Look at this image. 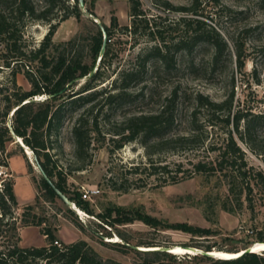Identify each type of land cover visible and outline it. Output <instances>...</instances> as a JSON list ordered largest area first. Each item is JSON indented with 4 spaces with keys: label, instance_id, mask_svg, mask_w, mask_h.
<instances>
[{
    "label": "rangeland",
    "instance_id": "obj_1",
    "mask_svg": "<svg viewBox=\"0 0 264 264\" xmlns=\"http://www.w3.org/2000/svg\"><path fill=\"white\" fill-rule=\"evenodd\" d=\"M33 1L39 6L44 4L43 0ZM84 1L85 11L81 10L83 14L80 18L69 16L60 21L52 39L54 43H58L72 37L79 38L75 48H84L83 54L88 61L86 44L89 35L95 30L94 22L110 25L111 16L114 15L119 25H125L129 24L131 19L128 0ZM139 1L144 12L148 16H155L158 25L167 30L164 33L167 39L172 38L171 36L182 28V23L179 26L176 24L178 17L199 18L206 22V28L212 26L220 32L228 44V50L217 63L213 61V47L209 43L200 44L192 52L171 47L173 61L167 65L152 57L147 63V72L139 81L132 82L127 87L130 95L128 98L109 104L104 102L101 95L93 100L96 103L93 113H99L101 124H105L102 130L105 131L109 127L108 124L114 126L130 114L157 111L171 92L176 90V114L181 121L170 134L181 135L188 130L187 119L196 103L197 94L220 101L233 93L232 111L241 109L249 114H263L262 118L257 119L251 136L255 150L249 148L238 134H234L245 154L248 175L246 181L236 179L230 189L228 178L220 171L196 173L193 170V163L197 160L215 162L214 159L219 153L218 146H223L225 141L223 122L214 128L207 127L209 133L202 146L199 142L193 145L175 143L170 145L171 147L161 149L153 142L149 143L154 152L153 158L169 163L170 175L177 178L174 182H164L162 177L149 175V171L135 175L127 172L126 165L147 161L146 149L139 140L124 143L111 155L107 149L108 137L104 142L93 140L84 158L77 159L71 127L77 114L88 106L87 104L65 115L54 141L55 148L51 152L58 168H62L66 176L69 195L78 196L83 187L97 188L98 192L88 199L93 214H87L78 208L75 202L73 203L77 211L72 209L75 215L68 213L67 206L59 198L55 203L41 202L35 210L45 216L47 223L54 227L56 238L60 242L69 243L84 239L102 258H111L121 264H139L144 260L143 254L122 246L126 244L136 246L137 250L175 246L190 249L182 253L171 252V256H160L156 258L159 264H215L193 248L202 249L205 245H214V249L219 246L224 251L232 248L242 249L260 242V235L264 239V142L260 141L264 138V0H166L173 6L186 7L184 11L167 9L162 3L163 0ZM69 2L74 3V0ZM87 9L92 10L93 14ZM194 10L197 14L193 13ZM48 28L47 22L28 21L23 28V47H36ZM234 41L240 46L243 62L241 67L238 66L234 54ZM111 43L112 52L106 59V65L100 68L104 79L98 82V90L109 88L120 69L139 66L140 53L153 41L144 35L123 33L116 27ZM3 53V44L0 43V86L9 85L11 80L10 70L3 66ZM98 62L99 56L96 66ZM17 68H20V71L15 74L16 84L24 90L30 89V83L22 72L26 67ZM84 81L85 78L78 79L74 90ZM45 97L46 95H39L35 98ZM108 121L110 123L106 124ZM101 137L97 136L99 139ZM10 146L20 147L15 140L6 144V151L10 152ZM26 152L30 179L38 192L41 175L35 166L31 150L27 148ZM3 158L8 163V157L3 155ZM177 162L181 163L179 171L175 166ZM82 164L83 167H79ZM5 170L8 174L7 166ZM109 178L118 184L123 182L128 186V191L112 189L107 180ZM3 179L8 180L10 177L7 175ZM15 179L17 188L24 189L23 194L19 196L20 201L31 203L32 184L24 176H16ZM19 206L17 214L21 212L23 205ZM112 206H119L128 211L139 209L166 223L184 222L209 228L211 231L206 235H198L182 228L165 225L153 227L139 219L123 223L118 221L116 210ZM72 220L81 223L83 229L76 227ZM21 231L22 228L19 229L20 245L23 244ZM27 232L24 236L27 235L35 241L41 240L40 229L39 233ZM139 241H153L155 245L139 246L136 244ZM257 253L264 257V251L259 250ZM219 257L221 256L215 255L213 258ZM31 264L39 262L33 261Z\"/></svg>",
    "mask_w": 264,
    "mask_h": 264
},
{
    "label": "trees",
    "instance_id": "obj_2",
    "mask_svg": "<svg viewBox=\"0 0 264 264\" xmlns=\"http://www.w3.org/2000/svg\"><path fill=\"white\" fill-rule=\"evenodd\" d=\"M43 1L44 4L39 6L33 0H0V43L4 48L3 66L8 68L11 74L10 84L0 86V163L8 165L3 155L9 156L10 152L6 151V144L14 141L10 127L7 125L9 114L12 112L10 126L13 132L32 151L37 162L54 185L72 202H75L78 208L87 214H93L88 200L81 198L80 193L78 196L69 195L66 188V176L62 168H58L51 152L55 148L54 141H56L65 115L77 107L88 104L77 114L71 127L77 159L84 158L93 140L104 142L108 137L107 149L110 155L115 149L121 148L124 143L139 140L146 149L147 161L126 165L127 172L130 175H135L142 171H149V175L162 177L164 182H174L177 181V178L170 175L169 163L153 158L154 152L149 143L153 142L161 149L171 147L170 145L175 143L193 145V143L199 142L202 146L209 133L207 127L214 128L223 122L226 136L223 146H221L222 144L218 146L219 153L214 159L215 162L197 160L193 163V170L196 173L220 171L224 177L228 178L230 189L236 179L246 181L248 175L245 168L247 165L245 154L238 145L234 134H238L249 148L255 150L251 136L257 119L262 118L263 114H249L241 109L232 111L233 93L220 101L197 94L196 103L191 108L187 119L188 130L175 136H171L170 133L181 121L176 114V90L171 92L169 98L157 111L130 114L114 126L108 124L109 127L105 131L102 130L105 124H101L99 113H93L96 108V103L93 100L98 95H101L104 102L108 104L128 98L130 95L127 92V87L130 83L139 81L147 72V63L152 57L159 59L165 65L171 63L173 61L171 47L184 48L188 52H192L200 44L209 43L213 47V61L217 63L224 52L228 50V44L218 30L212 26L206 28V22L199 18L181 16L177 18L176 24L179 26L182 23V28L174 36H171L172 38L167 39L164 35L167 30L158 25L155 16H148L141 8L139 0H128L131 19L129 24L119 25L117 17L114 15L111 16L110 25L101 23L106 35V46L103 54L99 57L96 70L92 75H89L96 63L104 39L99 25L94 22L95 30L88 39L83 38L87 39L89 56L87 61L83 54L84 48L81 50L75 48L79 38L72 37L58 43H54L52 39L60 21L69 16L79 19L83 14L78 6V0H74V3H70L69 0ZM162 3L167 9L186 10V7L173 6L166 0H163ZM87 11L93 14L92 10L87 9ZM196 12L193 11L197 14ZM28 21L47 22L49 28L36 47L24 48L23 28ZM192 24L193 26H191ZM116 27H119L123 33L144 35L153 43L147 46L143 53H140L139 66L120 69L112 79L109 88L98 90L96 88L98 82L104 79L100 68L106 65V59L112 52L111 41ZM240 51L239 44L234 41V54L238 66L241 67L243 62ZM18 66L26 67L22 72L30 83L28 90H24L16 84L14 78L16 72L20 71ZM81 78H85V81L77 90H74V85ZM39 95H46V97L35 100L34 97ZM107 134L109 135L107 136ZM97 136L102 137L99 139ZM260 141L264 142V138ZM175 166L179 171L181 163L177 162ZM79 167L82 168L83 164ZM107 180L112 189L124 192L129 189L123 182L118 184L112 178ZM0 181V264H31L33 261H38L39 264H121L111 258H102L84 239L63 243L56 238L54 227L47 223L45 216L35 210L41 202L55 203L58 199L54 189L42 176L38 183L40 190L36 192L34 202L23 205L18 214L16 211L20 206L13 190V181L11 179ZM248 183L247 187L249 188ZM112 207L116 210L118 221L123 223L139 219L153 227L165 225L182 228L198 235H206L211 231L209 228L184 222L166 223L139 209L128 211L119 206ZM108 208L106 209L108 210ZM66 211L75 215L74 210L69 207H66ZM107 214L110 215V212ZM72 222L79 229H83V225L78 221L72 220ZM25 226L39 227L45 236V244L40 246L20 245L19 229ZM55 240L59 245L54 243ZM258 241H264L261 235L258 236ZM136 244L146 247L155 245L153 241H139ZM129 245L122 246L144 255V260L139 264H159L156 262V258L172 255L171 252L162 249L137 250L130 248ZM192 246L197 247L196 245ZM213 247L214 245H205L202 250H212ZM215 249L224 250L219 246ZM237 250L239 249H225L229 252ZM202 257L212 260L215 264H262L264 261L263 255L252 251L234 258L214 259L206 255H202Z\"/></svg>",
    "mask_w": 264,
    "mask_h": 264
},
{
    "label": "crops",
    "instance_id": "obj_3",
    "mask_svg": "<svg viewBox=\"0 0 264 264\" xmlns=\"http://www.w3.org/2000/svg\"><path fill=\"white\" fill-rule=\"evenodd\" d=\"M9 149H10V154L8 156V163H7L8 164L7 165L8 175H9L10 179L13 181V190H14L16 199L18 201V204L19 205H21V204L25 205L26 202L20 201L19 196L21 194H23L24 189L23 188H20V189L17 188L16 179H15L16 176H24L32 184V186H33V190H32L33 197L31 199V203H32L34 201V198H35L36 188H35L34 183L30 179V175H29V171H28L30 166H29V163L26 159V155H25L26 151L21 146L19 148H16L15 146H10ZM30 230L34 231L35 233H39L38 227H35V226L22 227V231H21L22 243H23L22 246L44 245L45 244V239H44L45 236L43 234H40L41 235L40 241L32 240L30 237L28 238L27 235L24 236L25 234H28L27 231H29V233L32 232Z\"/></svg>",
    "mask_w": 264,
    "mask_h": 264
},
{
    "label": "water",
    "instance_id": "obj_4",
    "mask_svg": "<svg viewBox=\"0 0 264 264\" xmlns=\"http://www.w3.org/2000/svg\"><path fill=\"white\" fill-rule=\"evenodd\" d=\"M78 6L79 8L82 10V11H85V2L84 0H78ZM97 24L99 25L100 29L102 30L103 32V42H102V45H101V48H100V51H99V57L103 54L104 50H105V46H106V35H105V31H104V27L103 25L99 22V21H96ZM96 63L94 64V66L92 67V69L90 70L89 72V75H92L94 73V71L96 70ZM35 100H40V99H43V98H35ZM12 115V112L9 114V118H8V121H7V125L10 127V131H11V134L15 140V142H17L25 151H27V146L22 142V139L20 137H18L12 130V127L10 126V123H11V120H10V116ZM27 153V152H26ZM31 154H32V157H33V160L35 162V166L38 170V172L40 173V175L42 176V178L54 189V191L56 192L58 198L69 208L71 209H75V204L68 198V196L66 194H64L60 189H58L54 183L51 181V179L48 177V175L46 174V172L43 170V168L41 167V165L37 162L36 160V157L33 155L32 151H31ZM77 211V210H76ZM262 242V241H260ZM126 245H129V244H126ZM131 246L132 248H135L137 249L136 246L134 245H129ZM156 250H159V249H162V250H165L167 252H171L170 251V248L169 247H163V248H155ZM195 251H199L202 255H206V256H211V257H215V251H219L218 249H212V250H202V249H195L193 248ZM248 251H252L251 250V247H247V248H242V249H239L236 252L235 256L233 257H230V258H234V257H237L245 252H248ZM264 251V250H262ZM226 252H229V251H226ZM254 252V251H252ZM219 258H222V257H219Z\"/></svg>",
    "mask_w": 264,
    "mask_h": 264
},
{
    "label": "bare ground",
    "instance_id": "obj_5",
    "mask_svg": "<svg viewBox=\"0 0 264 264\" xmlns=\"http://www.w3.org/2000/svg\"><path fill=\"white\" fill-rule=\"evenodd\" d=\"M263 249H264V242H258V243H255L253 246H251V250L254 252H257ZM189 250H190L189 248H184L181 246H175V247L170 248V251L173 253H182V252L189 251ZM214 254L220 255L221 257L230 258V257L235 256L236 252H226L224 250H219V251H215Z\"/></svg>",
    "mask_w": 264,
    "mask_h": 264
},
{
    "label": "built area",
    "instance_id": "obj_6",
    "mask_svg": "<svg viewBox=\"0 0 264 264\" xmlns=\"http://www.w3.org/2000/svg\"><path fill=\"white\" fill-rule=\"evenodd\" d=\"M5 165L3 163H0V178H4L5 176H7V172L5 170ZM98 192L97 188H82L80 190V193H81V197L83 199H91L92 196H94L96 193ZM84 215H86L84 212H83ZM54 243L58 244L59 243L57 242V240L54 241Z\"/></svg>",
    "mask_w": 264,
    "mask_h": 264
}]
</instances>
